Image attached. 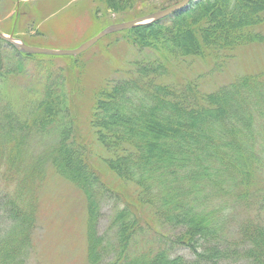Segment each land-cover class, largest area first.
I'll use <instances>...</instances> for the list:
<instances>
[{
  "label": "trees",
  "instance_id": "trees-1",
  "mask_svg": "<svg viewBox=\"0 0 264 264\" xmlns=\"http://www.w3.org/2000/svg\"><path fill=\"white\" fill-rule=\"evenodd\" d=\"M117 34L136 57L93 79L89 130L66 71L33 82L14 49L23 89L0 73V264H28L45 211L53 223L70 198L87 264H264V69L201 86L262 50L264 0H199Z\"/></svg>",
  "mask_w": 264,
  "mask_h": 264
},
{
  "label": "rangeland",
  "instance_id": "rangeland-1",
  "mask_svg": "<svg viewBox=\"0 0 264 264\" xmlns=\"http://www.w3.org/2000/svg\"><path fill=\"white\" fill-rule=\"evenodd\" d=\"M181 1L0 0V32L6 35H14L16 39L35 48L75 50L110 25L162 11ZM198 1L192 0L190 6ZM126 43L121 34H112L79 56L24 54L28 60L25 64V71L32 76L33 82L48 80L53 73H59L60 70L66 71L69 77L68 85H71L74 91H78L75 96L76 107H78L76 110L78 112V127L89 130V123L87 127H83V124L93 113V96L97 92V87H95V91L93 90V94L90 89L93 88L94 81L96 82L95 86H99L105 78L113 74V70L119 65L118 58L135 59V48L132 47L133 50L129 53L130 47ZM249 49H243L245 53H242L243 51L239 53V57L229 64L226 75H210L204 78L201 84L203 91H214L220 85L226 84L231 78L245 72L263 70L264 47L260 51ZM21 56L7 42H0V73L6 76L5 81L11 77V74L16 73L19 59L24 62L22 59L24 56ZM73 66H75V70L72 69ZM14 75L11 81L12 85H15L14 88L19 85L18 88L23 89L21 87H24L25 82L19 80V82L16 81L18 83L16 84L15 79L18 75ZM194 75L195 73L190 76ZM20 76L22 78V73ZM179 80L184 82L182 78ZM0 81H2V76H0ZM50 82L52 84L57 83V79L53 81L49 79L47 84ZM8 90H6L7 94L12 96V91L8 92ZM29 99H31L29 93H21L20 102L22 105L27 104ZM31 144L34 143L31 142ZM106 175L108 184L117 182L111 174ZM52 183L53 180L51 179L47 186L50 190L52 188L53 192ZM66 202L65 209L56 208L53 210L57 216L53 223H51L50 216H47L50 213L45 211L36 239V243H38L37 254H33L28 264H87L86 242H84L86 223L83 220L82 206L73 198L67 199ZM106 221L107 219H102L99 222L100 234L106 230ZM178 255L188 260L193 258L192 252L185 248L180 249ZM221 264L234 263L222 262Z\"/></svg>",
  "mask_w": 264,
  "mask_h": 264
},
{
  "label": "water",
  "instance_id": "water-1",
  "mask_svg": "<svg viewBox=\"0 0 264 264\" xmlns=\"http://www.w3.org/2000/svg\"><path fill=\"white\" fill-rule=\"evenodd\" d=\"M191 3L192 0H182L180 3L168 7L162 11H158L156 13L149 14L143 17H139L131 21L110 25L107 28L103 29L95 37L85 42L78 49L75 50H49V49L35 48L28 46L24 42L16 39L14 35H6L1 32H0V40L7 42L16 51L26 55L79 56L90 50L93 46H95L99 41H101L108 35L123 32L142 25L154 24L163 21L164 19H167L168 17L173 16L176 13L188 9Z\"/></svg>",
  "mask_w": 264,
  "mask_h": 264
}]
</instances>
